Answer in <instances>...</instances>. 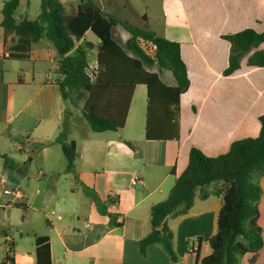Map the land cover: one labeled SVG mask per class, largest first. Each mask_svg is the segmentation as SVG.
<instances>
[{"label": "crops", "instance_id": "crops-1", "mask_svg": "<svg viewBox=\"0 0 264 264\" xmlns=\"http://www.w3.org/2000/svg\"><path fill=\"white\" fill-rule=\"evenodd\" d=\"M33 1L21 0L17 22L38 16L40 8L32 15ZM59 1L68 13L82 2ZM142 1L152 16L141 15L131 0L96 4L104 14L125 20L145 17L158 35L180 43L190 80L181 96L180 138L146 139L147 88L138 85L123 129L96 133L84 118L82 125L70 124L66 142H74L79 155L73 171L67 169L60 137L71 113L56 83L59 58L53 44L42 39L28 60L10 59L11 39L4 43L0 26V250L12 247L16 264H36V236L49 239L52 264H200L198 255L201 260L211 253L208 240L217 232L221 208L217 196L202 200L197 194L187 215L168 218L177 263L159 245H151L144 258L139 241L151 231L152 206L168 198L193 147L214 157L228 152L235 141L259 135L264 68H249L245 60L239 71L223 76L230 44L221 36L246 28L261 32L264 0ZM119 27L113 36L126 48L130 35ZM88 34L87 40L97 45ZM94 52L88 54L89 65L96 69L97 58L90 62ZM159 75L168 86L176 85L169 71ZM135 125L140 133L131 129ZM137 176L140 183L134 185ZM27 227L34 249L24 253L20 242ZM198 237L201 244L186 247L188 239ZM252 257H243L242 264H250ZM255 264H264V248Z\"/></svg>", "mask_w": 264, "mask_h": 264}, {"label": "trees", "instance_id": "trees-1", "mask_svg": "<svg viewBox=\"0 0 264 264\" xmlns=\"http://www.w3.org/2000/svg\"><path fill=\"white\" fill-rule=\"evenodd\" d=\"M20 2L8 0L0 9L4 43L11 39L8 57L28 60L34 44L42 39L50 41L59 58L56 83L65 102L74 104L84 99L82 116L92 131L123 129L135 88L145 85L146 139L179 140L181 96L190 87L180 43L158 35L145 17L142 19L145 25L140 26L104 14L95 0H82L71 13L59 0H41L40 12L34 20L24 17L17 22L15 14ZM261 24V32L246 28L221 36L230 44L229 63L223 76L239 71L245 60L249 68H264V18ZM117 26L130 35L126 48L113 36ZM88 33L99 41L97 45L87 40ZM94 49H97V68L89 74L88 54ZM147 67H155L158 72ZM163 71L173 75L175 86L162 81L159 72ZM259 121L261 130L257 137L233 142L224 154L212 157L198 148L191 149L187 168L176 179L168 198L151 208V231L139 241V251L144 258L151 245H159L173 263L178 262L167 220L171 216L187 215L198 194L202 200L217 196L221 199V208L217 232L208 240L211 253L201 260L198 255L197 261L200 264H242V258L251 254L249 263L255 264L258 252L264 248V230L259 224L264 178V115ZM67 134L68 129L64 128L60 137L64 141L67 169L73 171L79 155L75 143L66 142ZM115 226L121 227V224ZM202 241L201 237L188 239L186 247ZM35 257L36 264H52L47 237L36 236ZM0 264H16L12 247Z\"/></svg>", "mask_w": 264, "mask_h": 264}, {"label": "rangeland", "instance_id": "rangeland-1", "mask_svg": "<svg viewBox=\"0 0 264 264\" xmlns=\"http://www.w3.org/2000/svg\"><path fill=\"white\" fill-rule=\"evenodd\" d=\"M3 1H7V0H0V3H2ZM80 0H75V4H77L78 2H79ZM131 1H133L134 3H135V5H136V7H137V10L139 11V13L141 14V15H144V14H149L150 16H152L153 14V10H152V8L149 6H146V4H145V1H142V0H131ZM95 2H98V0H95ZM40 5H41V0H35V1H33V6H32V15H36L38 12H39V8H40ZM22 7H20V9H19V11H18V14H20L21 13V11H22V9H21ZM33 17V16H32ZM132 18H130L129 20H127V21H129L130 23H132V24H135V25H140V26H144L145 25V22H143L141 19H139V18H137L136 16H131ZM149 25V24H148ZM153 29H156L154 26H151ZM150 27V28H151ZM151 28V29H152ZM119 29L120 30H123V28L122 27H119ZM88 37H89V39H91V40H94V39H96L95 37H94V35L92 34V33H89L88 34ZM97 54H96V52H94L92 55H91V59H90V62H95L96 61V58H97V56H96ZM94 70H95V68H89V70H88V73L89 74H92L93 72H94ZM71 99H73L74 100V95H71ZM84 103H85V101H84V99H81V100H78V101H75V103L73 104L71 101H69L68 103H67V109L69 110V112L71 113V115L70 116H67V122L68 123H66L65 124V129L67 128V129H69V127H70V124H72V123H77L78 124V126L79 125H82V124H84V122H86L84 119H83V117H82V109H83V107H84ZM134 106H135V103H134ZM142 108H143V106H142ZM69 121H70V123H69ZM130 128H131V126H130ZM133 131H136L137 130V132L138 133H140L139 132V126L138 125H135L133 128H131ZM130 129V130H131ZM72 134H78V132H77V130H74L73 132H72ZM261 183H262V188H263V196H262V200H261V202H262V209H261V202H260V205H259V209H260V220H259V224H260V226L263 228V230H264V210H263V207H264V178L262 179V181H261ZM212 200H214V201H216V197L215 198H213ZM263 210V211H262ZM28 229V227L27 228H23V239L21 240V242H20V244H21V246H23V252L24 253H26V252H32L33 251V239H32V235H31V233H30V231L29 230H27ZM13 234H14V232H13ZM27 235H29V237L27 238L26 236ZM206 251L204 252V255H206ZM4 255H5V252H4V250L2 249V250H0V261L3 259V257H4Z\"/></svg>", "mask_w": 264, "mask_h": 264}, {"label": "built area", "instance_id": "built-area-1", "mask_svg": "<svg viewBox=\"0 0 264 264\" xmlns=\"http://www.w3.org/2000/svg\"><path fill=\"white\" fill-rule=\"evenodd\" d=\"M139 183H140V178L137 176V177L134 178V180H133V184H134V185H137V184H139ZM9 193H12V194H16V195H18V194H19V191H9Z\"/></svg>", "mask_w": 264, "mask_h": 264}, {"label": "water", "instance_id": "water-1", "mask_svg": "<svg viewBox=\"0 0 264 264\" xmlns=\"http://www.w3.org/2000/svg\"><path fill=\"white\" fill-rule=\"evenodd\" d=\"M158 233H160V231H158Z\"/></svg>", "mask_w": 264, "mask_h": 264}]
</instances>
